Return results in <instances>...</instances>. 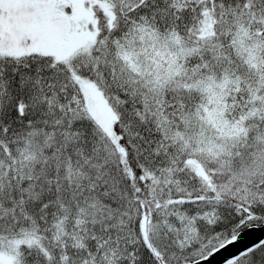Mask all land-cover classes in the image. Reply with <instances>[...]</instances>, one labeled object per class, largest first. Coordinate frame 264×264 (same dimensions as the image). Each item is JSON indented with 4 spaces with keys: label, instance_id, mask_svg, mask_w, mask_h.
Listing matches in <instances>:
<instances>
[{
    "label": "snow or ice",
    "instance_id": "obj_1",
    "mask_svg": "<svg viewBox=\"0 0 264 264\" xmlns=\"http://www.w3.org/2000/svg\"><path fill=\"white\" fill-rule=\"evenodd\" d=\"M0 264H264V0H0Z\"/></svg>",
    "mask_w": 264,
    "mask_h": 264
}]
</instances>
